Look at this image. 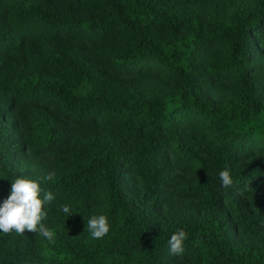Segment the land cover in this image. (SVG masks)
<instances>
[{
	"label": "trees",
	"instance_id": "1",
	"mask_svg": "<svg viewBox=\"0 0 264 264\" xmlns=\"http://www.w3.org/2000/svg\"><path fill=\"white\" fill-rule=\"evenodd\" d=\"M17 176L54 237L0 264H264V0H0V203Z\"/></svg>",
	"mask_w": 264,
	"mask_h": 264
},
{
	"label": "clouds",
	"instance_id": "2",
	"mask_svg": "<svg viewBox=\"0 0 264 264\" xmlns=\"http://www.w3.org/2000/svg\"><path fill=\"white\" fill-rule=\"evenodd\" d=\"M54 173H49L43 177L45 181H52ZM221 186L229 189L233 186V178L228 168L218 172ZM11 182L10 194L0 203V232L9 234L15 232L23 236L25 231L38 233L51 241L54 232L43 223L47 213L44 204H52L55 196L52 191L45 190L37 179L17 176L9 179ZM43 192V198L41 193ZM59 210L68 216L72 210L68 204H61ZM87 230L91 238L99 240L104 238L110 231L108 217L100 214L91 215L87 220ZM187 232L183 228L176 229L168 239L169 253L171 255H181L184 252V241Z\"/></svg>",
	"mask_w": 264,
	"mask_h": 264
}]
</instances>
